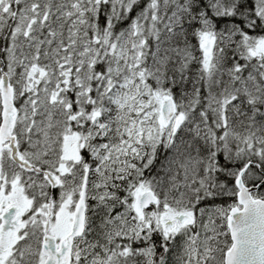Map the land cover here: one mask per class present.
I'll return each instance as SVG.
<instances>
[{"label":"snow or ice","instance_id":"6c2138e0","mask_svg":"<svg viewBox=\"0 0 264 264\" xmlns=\"http://www.w3.org/2000/svg\"><path fill=\"white\" fill-rule=\"evenodd\" d=\"M0 264H264V0H0Z\"/></svg>","mask_w":264,"mask_h":264}]
</instances>
